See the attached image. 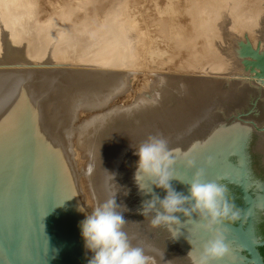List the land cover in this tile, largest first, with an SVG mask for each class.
Returning a JSON list of instances; mask_svg holds the SVG:
<instances>
[{
	"label": "water",
	"instance_id": "1",
	"mask_svg": "<svg viewBox=\"0 0 264 264\" xmlns=\"http://www.w3.org/2000/svg\"><path fill=\"white\" fill-rule=\"evenodd\" d=\"M4 5L0 2V264H88L93 253L84 247L79 224L113 197L134 246L144 247L156 264H192L189 251L198 256L210 238L203 221L198 213L191 218L176 213L181 225L175 238L168 226L150 224L155 210L143 215L144 202L167 193L147 178L142 183H150L152 191L138 188L135 148L149 135L164 137L176 154L171 186L185 196L197 169L208 181L232 183V156L247 141L248 150L257 149L255 138L246 141L249 126L236 119L252 97L234 115L217 112L189 135L171 140L165 117L148 109L159 103L145 102L147 112L138 110V94L157 98L175 88L185 95L194 83L134 75V68L144 69L140 0H90L84 9L68 0L61 12L49 1L26 12L28 1L17 0L10 8H18V15L10 21H3ZM233 53L243 76L228 82L264 85V32L256 43L247 32L236 38ZM188 159L194 167H187ZM246 167L251 189L258 192L263 170L252 156ZM243 193L240 220L222 225L229 254L214 264H264L259 250L264 195L256 205L244 184ZM226 195L234 202L229 190Z\"/></svg>",
	"mask_w": 264,
	"mask_h": 264
},
{
	"label": "rangeland",
	"instance_id": "2",
	"mask_svg": "<svg viewBox=\"0 0 264 264\" xmlns=\"http://www.w3.org/2000/svg\"><path fill=\"white\" fill-rule=\"evenodd\" d=\"M23 1H28L26 12H33V6H38V1H49V6H54V12H61L62 3L68 0ZM73 1L84 9L90 0ZM192 1L140 0L141 9L138 11V18L144 30V69L134 68V75L161 76L194 83V91L185 95H177L175 88H168L166 95L157 98L141 92L138 94V110L147 112L145 102L159 103L158 106L148 105V109L165 117L163 125L171 140L189 135L207 119H199L204 104L205 108L209 106V111L213 112L211 115L221 112L224 117H230L237 112L248 95L244 97V94L239 92L237 94L234 84L240 82L234 84L228 82L232 79L230 74L239 67L230 50L232 44L235 45V39L241 38L245 32L249 33L256 43L264 29V22L258 24V20L251 16L252 13L247 7L255 1L260 11L264 13V0L198 1L199 12L202 10L206 12V21L203 25L200 23V14L191 9L194 5ZM0 2L5 3L3 21H10V15H18V8H10L16 6L17 0H0ZM91 4H98V0H91ZM171 6L177 7L178 13ZM233 15H238L240 18H233ZM196 25L199 31L197 36L195 34L193 36L192 33L195 31L191 29L195 30ZM172 54L175 56L173 60H171ZM262 86L264 88V85ZM193 114L197 115L198 120L193 119L196 118ZM191 120H195L194 123ZM256 121L264 124V117H258Z\"/></svg>",
	"mask_w": 264,
	"mask_h": 264
},
{
	"label": "clouds",
	"instance_id": "3",
	"mask_svg": "<svg viewBox=\"0 0 264 264\" xmlns=\"http://www.w3.org/2000/svg\"><path fill=\"white\" fill-rule=\"evenodd\" d=\"M134 154L138 157L134 179L140 190L151 192V184L166 190L163 199L153 198L144 202L143 215L155 210L150 220L153 227L166 225L173 234L178 236L181 221L176 213H183L191 218L192 213H198L203 221L201 228L210 236L201 245L198 256H188L192 264H214L223 260L230 251L222 227L225 222L234 223L241 217V210L233 201H230L225 185L206 180L204 170L197 169L190 181L189 193L185 196L176 192L170 181L174 178L173 166L176 163V154L168 145V141L160 135H149L145 141L135 148ZM208 163H211L209 158ZM187 167L195 166L194 160L186 161ZM147 178L150 182L145 185L142 181ZM159 203L160 208L156 205ZM189 204L190 207H185ZM115 197L98 204L80 222V234L84 247L93 253L88 264H156L154 257L145 252V248L134 246L128 234L123 230L125 220L117 211ZM78 211H85L78 206ZM175 226V227H174Z\"/></svg>",
	"mask_w": 264,
	"mask_h": 264
},
{
	"label": "flooded vegetation",
	"instance_id": "4",
	"mask_svg": "<svg viewBox=\"0 0 264 264\" xmlns=\"http://www.w3.org/2000/svg\"><path fill=\"white\" fill-rule=\"evenodd\" d=\"M247 85H249V88H248L249 91L241 93V94H244V97L249 95L252 98H250L249 107H247L245 111L238 113L236 116V119L238 120L240 124L241 123L246 124L244 125L245 127L249 126L248 127L249 132L247 134L246 141L250 140V137L255 138L256 140L254 139V141L256 142L255 146H257V149H255L254 152L250 149L248 150L246 148V143L248 141L243 146H241L237 150V152L234 154V156H232L231 158L232 164H233L232 169L234 171L232 183H228L227 181H222V184L225 185L227 190L230 191V194L232 198L234 199V203L241 210V213L245 207L243 184L245 185L246 192L255 199L256 205L259 202V199L264 195V184L258 183L257 184L258 192L257 191H256L257 193L254 192L251 189V186H250L251 182L249 181V179H247V174H246L247 159H250L252 156L255 161L256 166L263 170L261 179L262 178L264 179V152H263L264 151V124L259 123L258 121L255 120L258 117H264V88H261V86L257 83H251ZM260 210H261V207H260ZM261 218H262L261 229L263 233L262 237L264 241V221H263L262 211H261ZM237 221L234 222L233 224H236ZM262 247L264 246L259 247V250Z\"/></svg>",
	"mask_w": 264,
	"mask_h": 264
},
{
	"label": "bare ground",
	"instance_id": "5",
	"mask_svg": "<svg viewBox=\"0 0 264 264\" xmlns=\"http://www.w3.org/2000/svg\"><path fill=\"white\" fill-rule=\"evenodd\" d=\"M198 1H201V0H193L192 1V3L194 4L193 5V7L191 8V9H194V11L196 12V13H199L200 14V23L203 25L204 23H205V21H206V16H205V14H206V12H199V7L197 8V6L198 5H200V4H197V2ZM252 1H254V0H252ZM251 1V2H252ZM255 2V1H254ZM254 2H252V7L248 4V11L249 12H251L252 14H251V16H253L254 17V19H256V20H258L257 21V23L258 24H261V23H263L264 22V18H263V16H264V13H262V11H260V9L258 8V4L256 5ZM199 3V2H198ZM200 3H203V2H200ZM250 3V2H249ZM257 3V2H256ZM196 4V5H195ZM253 5H255V6H253ZM263 6H264V2H263ZM172 7V6H171ZM170 7V8H171ZM172 8H174V7H172ZM177 7H175L174 9L176 10V13H178L177 12V9H176ZM169 9V8H168ZM169 12H170V10H169ZM172 12H173V10H172ZM168 13V12H167ZM170 14V13H169ZM192 15H193V12L191 13ZM167 16V15H166ZM236 16V17H235ZM233 18H240L238 15H233L232 16ZM168 21V20H167ZM199 21V20H198ZM240 21V20H239ZM170 25V24H169ZM195 25V24H194ZM198 25V24H197ZM197 25H196V27H197ZM196 27H195V30L193 29H191V31H195L194 33H192V35L193 34H197L198 33V31H199V28L198 29H196ZM170 28V27H169ZM165 30V29H164ZM170 30V29H169ZM168 30V31H169ZM173 31V30H172ZM182 31V30H181ZM263 32H264V29L262 30V32H261V38L260 39H262L263 38ZM169 33V32H168ZM190 33V34H191ZM165 34V33H164ZM186 34V33H185ZM171 35V34H170ZM182 35V34H181ZM184 35V34H183ZM186 36V35H185ZM194 36V35H193ZM197 36V35H196ZM250 36V35H249ZM160 37V36H159ZM241 37H243V34H242V36ZM185 38V37H184ZM251 38V37H250ZM185 41L187 40L186 38L184 39ZM184 40H182V41H184ZM252 40V39H251ZM146 41V40H145ZM253 41V40H252ZM185 43V42H184ZM253 43H255V42H253ZM167 45V44H166ZM166 45H164V46H166ZM185 45V44H184ZM186 45H187V42H186ZM182 46V45H181ZM233 46H235V45H233L232 44V48H231V50H230V54H231V56H234V53H233ZM167 48V47H166ZM187 48V47H186ZM185 48V49H186ZM183 49V48H182ZM153 50V49H152ZM186 51V50H185ZM153 52V51H152ZM158 52H159V49H158ZM187 52V51H186ZM182 53V52H181ZM184 53V52H183ZM153 54V53H152ZM176 55V54H175ZM185 55V54H184ZM154 56V55H153ZM172 56H173V58H171V60H173L174 58H175V56L172 54ZM182 56H183V54H182ZM185 57V56H184ZM235 57V56H234ZM183 58V57H182ZM187 58V57H186ZM185 59V58H184ZM183 60V59H182ZM184 61V60H183ZM238 65H239V67H237L236 68V70L233 72V73H231L230 74V76H231V78L232 79H242V77L241 76H243V74H242V65L238 62ZM146 69V68H145ZM235 77H237V78H235ZM234 84V83H233ZM233 84H232V86H233ZM235 86H234V89H236L237 90V94H238V92H239V94H241V93H244V92H246V89L247 88H249V85H247L246 83H237V84H234ZM219 86V85H218ZM215 88V87H214ZM233 89V90H234ZM216 90V89H215ZM209 97V96H208ZM210 98V97H209ZM205 100V99H204ZM211 100H213V98L211 99ZM210 100V101H211ZM215 100V99H214ZM212 102V101H211ZM202 104V103H201ZM205 106V104L203 105V112H202V109L200 110V113H201V115H200V117H199V119H202V118H208L209 116H211V114L213 113L212 111L210 112L209 110H210V108H209V106L208 107H204ZM212 110V109H211ZM198 112V114H200L199 113V110L197 111ZM196 114V113H195ZM195 114H193L195 117L197 116V115H195ZM193 119H197V117L196 118H194L193 117ZM195 120H191L192 121V123H194V121ZM198 120V119H197Z\"/></svg>",
	"mask_w": 264,
	"mask_h": 264
},
{
	"label": "trees",
	"instance_id": "6",
	"mask_svg": "<svg viewBox=\"0 0 264 264\" xmlns=\"http://www.w3.org/2000/svg\"><path fill=\"white\" fill-rule=\"evenodd\" d=\"M260 250H261L260 252H261L262 256L264 257V247H262Z\"/></svg>",
	"mask_w": 264,
	"mask_h": 264
}]
</instances>
